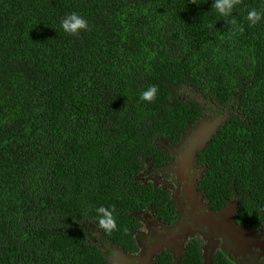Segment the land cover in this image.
Masks as SVG:
<instances>
[{
	"label": "trees",
	"instance_id": "1",
	"mask_svg": "<svg viewBox=\"0 0 264 264\" xmlns=\"http://www.w3.org/2000/svg\"><path fill=\"white\" fill-rule=\"evenodd\" d=\"M213 2L0 0V264H109L96 235L135 255L141 212L176 218L139 177L201 120L196 96L222 118L196 155L197 191L215 213L236 200V225H264V19L247 20L264 0L228 18ZM72 12L88 21L79 35L61 25ZM151 264L207 263L191 239ZM208 264L231 261L214 250Z\"/></svg>",
	"mask_w": 264,
	"mask_h": 264
},
{
	"label": "flooded vegetation",
	"instance_id": "2",
	"mask_svg": "<svg viewBox=\"0 0 264 264\" xmlns=\"http://www.w3.org/2000/svg\"><path fill=\"white\" fill-rule=\"evenodd\" d=\"M179 143H177L175 147H170L164 144L161 146L160 144L159 147L170 154L171 159L169 163H167L166 166H149L146 169L147 175L150 177L152 176L153 180L160 182L161 185H154L149 181H144L143 183H151L154 187H159L170 193L172 204L174 205L176 211V218L173 222L166 223L149 211L141 212V215L139 214L140 217L138 215L141 227L135 233V238L138 237V234H140L141 236L137 244L139 243L140 245L142 244L146 247V252L142 260H140V263H149L150 258H152L154 254L163 250H167L174 259H178L183 252L186 243L191 239H198L200 243H202L203 252L205 240L199 234L186 238V240L182 243V248H178L176 250H174V247L171 248L170 243L171 241L181 243L182 239L180 238V235L188 232H196L200 229V227L203 228V224L206 223V220H212L213 218H218L221 215L227 216L228 213L226 210L222 214V211L220 213L211 211L208 202H206L203 199L202 194L197 191V182L203 173L202 167L197 166L195 162L198 152L194 153L192 149L189 154L187 153V150L184 153L178 148ZM195 145L196 144H192V147L195 148ZM227 206L225 208H227ZM229 209L232 214L234 207ZM233 216L234 215L231 216V220H233ZM233 224L237 227L247 229V227L236 225L234 221ZM143 230L145 231V234H141ZM248 230L251 231L253 235L258 236L263 232L264 225L256 232L250 229ZM160 236H162L164 240H160L159 245H153V247H150L152 245V240ZM216 239L218 240L219 237H216ZM164 246H166L167 249H159ZM214 250L222 251L219 248ZM139 251L140 247L138 245V252L135 255H138ZM151 251L152 257L150 256ZM222 252L226 255L224 251ZM226 257L229 259L227 255ZM229 260L231 261V264H236L233 260Z\"/></svg>",
	"mask_w": 264,
	"mask_h": 264
},
{
	"label": "rangeland",
	"instance_id": "3",
	"mask_svg": "<svg viewBox=\"0 0 264 264\" xmlns=\"http://www.w3.org/2000/svg\"><path fill=\"white\" fill-rule=\"evenodd\" d=\"M195 99L203 104L205 110L202 119L180 137L178 148L184 153L187 150L188 154L192 149L194 153L201 151L202 147L196 146L194 148L192 147V144L198 145L201 140L216 133L218 126L222 122V118L213 113L214 109H212L211 105L209 107L207 104H204V100L198 96H196ZM139 179L142 182L149 181L154 185H161L160 182L153 180L152 176H148L146 170L140 174ZM231 207L232 204L227 206V208ZM232 215L233 213L230 215L227 213V216H219L218 218H213L212 220H206V223L203 224V228L200 227V229L197 230L198 232H188L180 235V238L182 239L181 243L171 241V248L174 247V250L182 248V243L186 240V238L199 234L205 240L203 257L207 264L209 263L212 251L216 248L224 251L229 259L233 260L236 264H264V230L260 235L255 236L248 229L237 226L235 227L233 220H231ZM141 234H145V231L143 230ZM140 236L141 235L138 234V237H136L137 242L139 241ZM96 237L98 239L97 243L99 244L101 250L105 253L109 264H146L145 262L140 263V260H142L146 252V247L142 244L140 245L138 243L140 247L138 255L128 256L111 245H108L106 242H101L99 235H96ZM216 237H219V239L217 240ZM160 240H164V238L160 236L153 239L150 247H153V245H159ZM162 248L167 249L166 246L160 247L159 249ZM150 256L152 257V251ZM151 261L152 258H150V261L147 264H151Z\"/></svg>",
	"mask_w": 264,
	"mask_h": 264
},
{
	"label": "clouds",
	"instance_id": "4",
	"mask_svg": "<svg viewBox=\"0 0 264 264\" xmlns=\"http://www.w3.org/2000/svg\"><path fill=\"white\" fill-rule=\"evenodd\" d=\"M235 6L236 0H214L212 8L218 15L228 18L232 16V12ZM261 19H264V12L258 11L256 9H252L248 12L247 20L251 24L255 25ZM230 23L235 24V19L233 18ZM61 25L63 30L68 35H79L82 31L87 30L89 26L87 19L78 14L77 12L66 14V16L61 21ZM209 27H211V25H209ZM157 93L158 88L153 85L148 90L143 92L141 99L144 101L152 102L156 98ZM160 144L163 145L164 143ZM96 212L98 218H101L100 214L105 213L106 209L104 207H100L96 210ZM111 215L112 213L109 211L107 212L106 216L102 217V219H107V217ZM109 225L112 228L116 227L114 220H109ZM125 231H127V229H125Z\"/></svg>",
	"mask_w": 264,
	"mask_h": 264
},
{
	"label": "water",
	"instance_id": "5",
	"mask_svg": "<svg viewBox=\"0 0 264 264\" xmlns=\"http://www.w3.org/2000/svg\"><path fill=\"white\" fill-rule=\"evenodd\" d=\"M219 127V126H218ZM215 134V133H214ZM213 134V135H214ZM213 135H211V136H207L205 139H203V140H201L199 143H198V145H195V146H198V147H204L205 146V144L208 142V141H210V139L212 138V136ZM233 203H234V205H233ZM229 204H232V207L231 208H233V207H235V205H236V200H234V201H230L229 203H228V205ZM227 206V205H226ZM227 211L229 214H231V210L229 209V208H225V209H223L222 210V212H221V214L224 212V211ZM221 216H223V215H221ZM236 227V226H235ZM210 260V259H209ZM206 263V262H205Z\"/></svg>",
	"mask_w": 264,
	"mask_h": 264
}]
</instances>
